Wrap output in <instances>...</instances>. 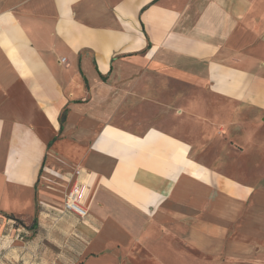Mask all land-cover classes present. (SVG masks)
Wrapping results in <instances>:
<instances>
[{"label": "crops", "instance_id": "0c3cea01", "mask_svg": "<svg viewBox=\"0 0 264 264\" xmlns=\"http://www.w3.org/2000/svg\"><path fill=\"white\" fill-rule=\"evenodd\" d=\"M6 5L0 264H264V187L201 160L264 149V0Z\"/></svg>", "mask_w": 264, "mask_h": 264}, {"label": "rangeland", "instance_id": "374dc122", "mask_svg": "<svg viewBox=\"0 0 264 264\" xmlns=\"http://www.w3.org/2000/svg\"><path fill=\"white\" fill-rule=\"evenodd\" d=\"M7 0H0V12H2L6 8ZM193 144V143H192ZM202 147H206L207 149L219 148V157H206L202 158L208 163L217 164L218 161H222L223 165L228 166L226 168L225 176L230 178H239L248 183L258 184L264 187V149H252L248 152H245L244 146L239 143H234L229 141L227 138H223L220 142H203ZM214 164V165H215ZM20 223H16L18 226ZM21 225L25 227L28 231V234L23 239V242L27 241L32 237L33 230L30 228L32 225V219L30 220H21ZM32 246V245H31ZM35 247L32 246L31 252L34 253ZM28 254L26 258V264H30L29 261H34V255ZM51 256L50 253H46V255H42V260H48ZM12 260L17 264L20 262L19 254L11 255ZM62 256H59L60 258Z\"/></svg>", "mask_w": 264, "mask_h": 264}, {"label": "built area", "instance_id": "2783aa9c", "mask_svg": "<svg viewBox=\"0 0 264 264\" xmlns=\"http://www.w3.org/2000/svg\"><path fill=\"white\" fill-rule=\"evenodd\" d=\"M73 183L64 196V204L62 207L63 213L73 214L78 219L84 220L88 217V211L84 206V200L86 195V185L79 181L81 177L80 170H74L72 173Z\"/></svg>", "mask_w": 264, "mask_h": 264}, {"label": "trees", "instance_id": "16d2710c", "mask_svg": "<svg viewBox=\"0 0 264 264\" xmlns=\"http://www.w3.org/2000/svg\"><path fill=\"white\" fill-rule=\"evenodd\" d=\"M35 222H32V227L34 226Z\"/></svg>", "mask_w": 264, "mask_h": 264}]
</instances>
